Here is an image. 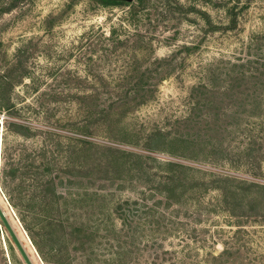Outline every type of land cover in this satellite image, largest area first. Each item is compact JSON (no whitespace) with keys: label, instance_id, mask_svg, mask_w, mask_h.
Returning <instances> with one entry per match:
<instances>
[{"label":"rangeland","instance_id":"374dc122","mask_svg":"<svg viewBox=\"0 0 264 264\" xmlns=\"http://www.w3.org/2000/svg\"><path fill=\"white\" fill-rule=\"evenodd\" d=\"M0 210V264H264V0H0Z\"/></svg>","mask_w":264,"mask_h":264},{"label":"trees","instance_id":"16d2710c","mask_svg":"<svg viewBox=\"0 0 264 264\" xmlns=\"http://www.w3.org/2000/svg\"><path fill=\"white\" fill-rule=\"evenodd\" d=\"M0 215H1L2 219H3V221L8 225L7 219H6V217L2 214L1 210H0ZM20 219H21L22 223L25 225L27 231L29 232L30 237H31V239H32V241H33L35 247H36L37 250L39 251L40 255H41L44 259H46L45 253H44V251H42V248H41L40 243L37 241L36 237L34 236V232L32 231V229H31V228L29 227V225H28V221H27V220L25 219V217H23V216H21ZM8 227H9V225H8ZM45 234H47V233H45ZM49 237H51V234L49 235ZM16 239H17V238H16Z\"/></svg>","mask_w":264,"mask_h":264},{"label":"water","instance_id":"95a60500","mask_svg":"<svg viewBox=\"0 0 264 264\" xmlns=\"http://www.w3.org/2000/svg\"><path fill=\"white\" fill-rule=\"evenodd\" d=\"M128 1H130V0H128Z\"/></svg>","mask_w":264,"mask_h":264}]
</instances>
